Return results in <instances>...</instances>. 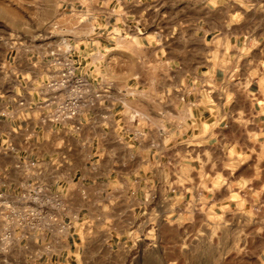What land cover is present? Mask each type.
Here are the masks:
<instances>
[{
  "label": "crops",
  "instance_id": "obj_1",
  "mask_svg": "<svg viewBox=\"0 0 264 264\" xmlns=\"http://www.w3.org/2000/svg\"><path fill=\"white\" fill-rule=\"evenodd\" d=\"M228 5L64 0L71 23L53 47L91 90L62 123L40 104L56 75L52 51L7 50L0 264H17L19 249L21 264H85L98 232L109 248L127 247L166 226L185 244L175 264H209L215 250L224 260L229 243L249 245L233 259L264 264V33L237 27L241 12ZM25 212L36 216L21 224Z\"/></svg>",
  "mask_w": 264,
  "mask_h": 264
},
{
  "label": "rangeland",
  "instance_id": "obj_2",
  "mask_svg": "<svg viewBox=\"0 0 264 264\" xmlns=\"http://www.w3.org/2000/svg\"><path fill=\"white\" fill-rule=\"evenodd\" d=\"M64 0H0V63L9 48L16 45L37 46L43 51L55 50L56 36L63 21L71 23L70 10L63 6ZM230 10L240 11L237 27L254 29L264 33V0H226ZM82 6L79 7L81 9ZM68 14V15H67ZM65 16V18H64ZM46 49V50H45ZM99 101L96 103L98 104ZM147 230V229H146ZM160 231V235L159 232ZM176 229L168 226L159 230L145 231L140 238H135L127 247L114 244L112 248L101 240L88 244L85 264H175V255L184 252L185 244H175ZM183 237L185 229L178 230ZM241 234L242 231L236 232ZM231 235V233H230ZM227 235L226 236H230ZM184 240V238H183ZM248 244H225V259L216 260V250L209 253V264H249V261L233 259L235 250H243ZM261 245H257L259 250ZM216 249V245H214ZM21 249L17 253V264L23 258ZM214 254V255H213ZM23 261V260H22Z\"/></svg>",
  "mask_w": 264,
  "mask_h": 264
},
{
  "label": "built area",
  "instance_id": "obj_3",
  "mask_svg": "<svg viewBox=\"0 0 264 264\" xmlns=\"http://www.w3.org/2000/svg\"><path fill=\"white\" fill-rule=\"evenodd\" d=\"M53 65L57 67L56 75L52 77L46 84L48 97L40 103L45 109L43 118L50 122L62 123L78 116L84 105L88 103L87 95L91 90V85L88 79L83 75L78 74L74 63L72 62L67 52L65 56L58 48L51 52ZM101 96L97 92L95 98ZM92 105L96 102L89 101ZM36 216V213L25 212L20 218L21 224L30 223ZM10 232L4 234V238H8Z\"/></svg>",
  "mask_w": 264,
  "mask_h": 264
}]
</instances>
